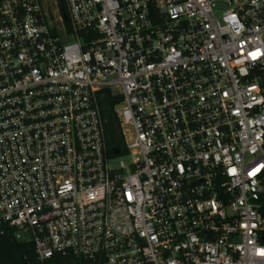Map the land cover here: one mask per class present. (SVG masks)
<instances>
[{"label": "built area", "instance_id": "obj_1", "mask_svg": "<svg viewBox=\"0 0 264 264\" xmlns=\"http://www.w3.org/2000/svg\"><path fill=\"white\" fill-rule=\"evenodd\" d=\"M53 6L0 0V226L36 264H264V0Z\"/></svg>", "mask_w": 264, "mask_h": 264}, {"label": "trees", "instance_id": "obj_2", "mask_svg": "<svg viewBox=\"0 0 264 264\" xmlns=\"http://www.w3.org/2000/svg\"><path fill=\"white\" fill-rule=\"evenodd\" d=\"M119 98H113L109 92L103 94L100 101V112L105 123V132L110 147L120 148L121 139L119 126L113 108ZM28 264H36L34 248L31 244L18 242L11 229L0 226V264H22V260ZM77 264H84L78 261Z\"/></svg>", "mask_w": 264, "mask_h": 264}, {"label": "rangeland", "instance_id": "obj_3", "mask_svg": "<svg viewBox=\"0 0 264 264\" xmlns=\"http://www.w3.org/2000/svg\"><path fill=\"white\" fill-rule=\"evenodd\" d=\"M47 3H48V6L49 7H54L53 6V0H47ZM127 161V159L126 158H124V157H118V158H115L112 162H111V165L112 166H116V165H118L119 163H121V162H126Z\"/></svg>", "mask_w": 264, "mask_h": 264}, {"label": "water", "instance_id": "obj_4", "mask_svg": "<svg viewBox=\"0 0 264 264\" xmlns=\"http://www.w3.org/2000/svg\"><path fill=\"white\" fill-rule=\"evenodd\" d=\"M114 153H115V154H118V150H114ZM22 264H28V263H27L26 260L23 259V260H22Z\"/></svg>", "mask_w": 264, "mask_h": 264}]
</instances>
